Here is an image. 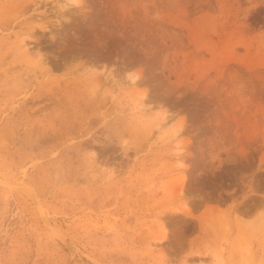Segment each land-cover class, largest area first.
<instances>
[{
  "label": "rangeland",
  "instance_id": "obj_1",
  "mask_svg": "<svg viewBox=\"0 0 264 264\" xmlns=\"http://www.w3.org/2000/svg\"><path fill=\"white\" fill-rule=\"evenodd\" d=\"M258 7L0 0V264H264Z\"/></svg>",
  "mask_w": 264,
  "mask_h": 264
},
{
  "label": "trees",
  "instance_id": "obj_2",
  "mask_svg": "<svg viewBox=\"0 0 264 264\" xmlns=\"http://www.w3.org/2000/svg\"><path fill=\"white\" fill-rule=\"evenodd\" d=\"M264 11V7H258L251 15L250 19L252 21V23L255 24H264V18H261L260 16H258V14H260V12Z\"/></svg>",
  "mask_w": 264,
  "mask_h": 264
},
{
  "label": "bare ground",
  "instance_id": "obj_3",
  "mask_svg": "<svg viewBox=\"0 0 264 264\" xmlns=\"http://www.w3.org/2000/svg\"><path fill=\"white\" fill-rule=\"evenodd\" d=\"M73 2H74V0H73ZM22 46H23L24 51H25V52H28V47H27L26 43L22 44ZM105 78H110V79H112L111 72H108ZM139 110H140V111H144V107H143V108L140 107ZM145 110H146V109H145ZM163 118H164V117H163Z\"/></svg>",
  "mask_w": 264,
  "mask_h": 264
}]
</instances>
